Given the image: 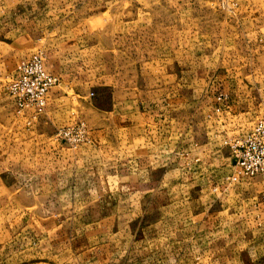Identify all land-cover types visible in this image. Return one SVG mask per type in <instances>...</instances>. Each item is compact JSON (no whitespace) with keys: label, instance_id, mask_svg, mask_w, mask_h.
Masks as SVG:
<instances>
[{"label":"rangeland","instance_id":"rangeland-1","mask_svg":"<svg viewBox=\"0 0 264 264\" xmlns=\"http://www.w3.org/2000/svg\"><path fill=\"white\" fill-rule=\"evenodd\" d=\"M106 1L102 13L96 11L97 16L90 14L85 21L69 14L75 9L72 3L47 6L46 15L37 17L36 4L0 0V264H85L75 256L97 246L90 229L112 215L102 207L115 210L136 201L119 196L118 173L128 171L123 163L139 154L157 158L166 151L174 157L173 173L143 182V191L157 188V195L142 196L136 203L146 208L144 222L158 219L160 207L173 206L169 220L174 226L167 230L173 232V244L172 239L167 244L164 228H151L141 235V244L112 247L113 259L124 253L130 260L110 264H264V225L203 229L211 213L201 219L191 216L201 205L199 197L217 185L220 166L213 165L209 173L190 162L192 175L187 176L181 157L194 142L204 145L195 158L227 157L224 141L264 122V0H232L237 8L209 0ZM23 16L33 22L21 20ZM7 28L13 36L45 28L53 42L67 39L75 28L82 43L95 44L79 61L80 75L87 80L84 91L59 79L49 94L60 97L52 111L48 100L41 114H18L7 84L16 63L37 48L6 44L10 39L2 34ZM128 79L125 88L135 99L144 98L145 106H168V149L146 142L145 135L155 138V125L142 116L129 119L131 132L118 133L117 101L111 99L110 88L116 93L118 82ZM221 90L230 93L238 117H207L211 98ZM88 105L98 109L92 119L84 113ZM110 108L109 124L115 126L103 133L107 120L101 109ZM77 122L85 123L84 138L66 142L57 137L59 129ZM231 165L225 166L228 173ZM257 202L264 203L262 191ZM183 235L189 236L186 245L179 241ZM167 252L171 255L166 258Z\"/></svg>","mask_w":264,"mask_h":264},{"label":"crops","instance_id":"crops-1","mask_svg":"<svg viewBox=\"0 0 264 264\" xmlns=\"http://www.w3.org/2000/svg\"><path fill=\"white\" fill-rule=\"evenodd\" d=\"M25 1V0H24ZM28 4H32L37 6L35 15L40 17L41 15H46V7L57 5L63 7L64 5H70V3L75 6L74 10H68L70 13H76L80 20L87 21L88 17L91 15L97 16L96 11L106 9L107 1L106 0H27ZM18 2V1H16ZM24 2L21 1L23 5ZM238 6V4H236ZM235 5V6H236ZM236 6V8H237ZM54 7V6H53ZM235 9V8H234ZM67 12V13H68ZM99 13V14H101ZM36 19V17L34 18ZM25 22H33L30 20V16L22 17ZM38 29V28H37ZM45 29V28H44ZM40 29L38 33H33L30 35L29 33H20L16 36H13L9 28L3 32V38L10 39L6 44L11 46H17L20 49L36 47L37 51H41L46 58V65H49L51 71L50 73L60 79L66 85H72L74 90L84 91L85 85L87 84V80L84 79L82 75H80L79 70L82 69V63L79 62L81 58V53L90 50L94 47L95 44L87 42L86 44L82 43L80 40V34L77 33L75 28H72L70 36L61 40V42H53L50 39L46 38V29ZM45 32V33H44ZM68 36V35H67ZM79 36V37H78ZM36 53V52H35ZM34 54V53H33ZM29 56H26L29 58ZM24 57L25 59H27ZM133 76L130 77L132 79ZM128 79L125 82H118V91L116 93L113 92L110 88L111 99L113 101H117L116 109H117V131L118 133H123L130 131L129 119L132 117L137 118L138 116H142L145 118L147 123H152L155 125V138L152 136L147 137L144 136L146 142L150 143H158L168 149V141L169 135H171L172 130V113L168 117L167 105H161V108L155 107H147L145 106L144 98L135 99L133 95L129 92L128 88H125L124 85L131 83V80ZM104 85H106L104 83ZM110 86V84H109ZM84 93V92H82ZM86 94V93H85ZM219 95L223 97L219 99ZM60 97L57 95L50 96L48 99L50 101L51 111L56 106V101H58ZM212 103L210 105L209 116H216L217 114H225L230 113L234 116H239L238 110H232L231 103L233 100L231 99V95L226 90L217 91V94L211 98ZM147 104V103H146ZM113 107V106H112ZM166 107V108H165ZM115 109V108H114ZM219 109L220 112H215L214 110ZM97 107L95 106H86L85 115L87 117H91L94 111H97ZM103 112V118L107 120V123H102L101 132L108 133L111 132V129H114L115 125L110 123V114L112 113V109H101ZM55 111V110H54ZM163 113L160 114V112ZM83 112V111H82ZM53 115V112H51ZM46 119L49 116H45ZM171 118V119H170ZM50 119V118H49ZM170 119V121H169ZM133 127V125H132ZM135 127V126H134ZM216 127V126H214ZM150 130V129H148ZM151 131V130H150ZM135 132V128H134ZM140 135H143L141 132ZM237 138V137H235ZM233 138V139H235ZM230 139V140H233ZM167 141V142H166ZM229 141V140H227ZM165 142V143H164ZM120 143V142H119ZM156 145V144H155ZM186 149H183L181 157L183 158V166H187V176L192 175L189 173L190 162H193L197 165V168H200L202 172L209 170V173L214 172L211 167L216 165L219 167L217 169V185L212 188V190L207 191V195L200 196L199 209L197 212L191 214L195 219H201L206 216L208 213H211V220H207L205 225L203 224V229H218L223 227L230 226L231 228L238 227L240 225H245L248 227H253L254 223L257 222L259 225H264V203H258L257 198L259 197L260 192H263L264 189V179L262 176L255 177L254 179H237L236 181L232 180V177L235 174L236 166H235V158L231 154V151L228 146H226V155L224 157L222 155V159L218 158L220 155H215V157H204L203 158H195L194 154L196 150H202L203 144L202 142H194L193 145L189 144ZM194 148V150L191 149ZM161 152V150H160ZM166 151V155H160L156 158V156H151L150 154L143 153L139 154L136 158H134L130 162H124V166H128V171H124L123 173H118V181H119V196H132L136 201L141 199L142 196H153L157 195V188H149L148 190H142L143 182H152L157 180V175L161 176V180L168 179V176L173 173V161L174 157L170 154L171 152ZM125 161V160H124ZM219 161V162H218ZM232 164V168L227 172L229 164ZM223 166V168H221ZM126 168V167H125ZM214 169V168H213ZM160 170V171H159ZM225 172V173H224ZM126 191L130 192L127 193ZM148 192V194H146ZM144 193V194H143ZM134 203L132 207H126L118 205L115 210L114 208L109 206L102 207V210L107 212L111 210V216H114L112 220H108L111 218L110 215L107 217H103L102 223H96V227H92L90 230L96 233V235L90 236L93 239H97V246H92L87 251L81 252L75 256V259H81L85 264H110L113 260L116 261L121 259L122 261L130 260L127 258V255L121 253L119 258L113 259L112 247L125 246L128 244L135 245L137 241L141 244V235H145L149 229H161L166 230V241L167 244L170 245L168 241L172 239L171 244H173V232L168 234V229H173L174 220H169V217L173 216V206L166 205L159 208V217L154 221L144 222L141 218L143 213H147L146 208L143 209V205H139L138 203ZM118 212V216L113 215L114 212ZM153 210H150L152 212ZM211 211V212H210ZM164 213V216L162 215ZM128 217L129 219L125 221H121L120 219ZM107 220V221H105ZM169 220V221H168ZM199 222V221H198ZM238 223V224H237ZM184 224L188 225L189 223L184 222ZM233 225V226H231ZM208 226V227H206ZM188 227V226H187ZM146 232L144 233V231ZM184 230V227L183 229ZM143 231V232H142ZM157 233V231H155ZM93 233V234H94ZM89 237V236H88ZM204 239L205 236H203ZM201 238H199L200 240ZM89 240V238H88ZM181 245H186L189 241V236H184L179 239ZM100 242V243H99ZM205 242V240H204ZM107 249L109 251H107ZM117 254V253H116ZM171 254L166 253V258Z\"/></svg>","mask_w":264,"mask_h":264},{"label":"built area","instance_id":"built-area-1","mask_svg":"<svg viewBox=\"0 0 264 264\" xmlns=\"http://www.w3.org/2000/svg\"><path fill=\"white\" fill-rule=\"evenodd\" d=\"M217 1L223 5L235 6L232 0ZM59 79L53 76L46 67V58L41 51H37L27 59L18 61L13 76L7 84L8 95L11 97L16 112H34L41 114L47 105L51 89ZM223 96L219 95V99ZM220 112L219 109L214 110ZM84 122H77L73 126L61 128L57 137L63 141H78L85 137ZM235 158V174L232 180L250 179L262 176L264 179V122H258L250 132L224 141ZM264 199V189H263Z\"/></svg>","mask_w":264,"mask_h":264}]
</instances>
